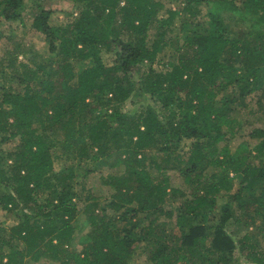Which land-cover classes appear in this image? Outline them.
Listing matches in <instances>:
<instances>
[{"label":"trees","instance_id":"1","mask_svg":"<svg viewBox=\"0 0 264 264\" xmlns=\"http://www.w3.org/2000/svg\"><path fill=\"white\" fill-rule=\"evenodd\" d=\"M30 2L26 11V0H0V42L31 17L50 56L20 69L25 38L0 45V207L17 217L0 221V264H131L141 243L151 264H238L237 251L264 264V125L249 132L255 142L227 143L248 96L264 95V0H74L59 26L44 0ZM174 26L175 51L158 70ZM105 45L110 63L98 53ZM141 92L150 101L125 110ZM156 143L160 157L148 151ZM103 167L117 169L102 177L112 188L104 199L86 180ZM176 169L187 187L172 184ZM232 173L239 186L223 197ZM174 212L178 230L168 231L159 216ZM82 215L92 230L76 243ZM232 219L255 232L236 238Z\"/></svg>","mask_w":264,"mask_h":264},{"label":"rangeland","instance_id":"2","mask_svg":"<svg viewBox=\"0 0 264 264\" xmlns=\"http://www.w3.org/2000/svg\"><path fill=\"white\" fill-rule=\"evenodd\" d=\"M167 6H173L176 8H181L185 0H164ZM26 3L28 4L27 10L30 8V0H26ZM44 3L49 7L53 9V12L51 14V22H53L56 25H65L66 22H68L73 16L68 14V12H71L75 7H73L74 0H44ZM203 12L206 10L207 6L205 3L202 4ZM76 11V10H75ZM27 15H30V13H27ZM31 17H27V24L25 27L18 29L17 34L13 37V39L10 41V43H7L4 40H1L0 45L6 46L10 44H15V42L20 41L25 38V43L28 44L26 47H29L26 49L24 53H20L17 57V64L19 65V68L21 69L23 67H36L39 62H46L50 58L49 56V50L48 45L46 42H44L43 39H41L40 35L31 27ZM176 24H179V20L176 19ZM245 26V25H244ZM0 28H4V24L0 21ZM179 28L174 26L173 29L168 30L166 34L167 38V44L165 46L164 51L160 52L157 56L156 61L154 62V67L158 70L164 69L166 67V63L171 58V55L175 51V45L173 42L176 41V36L178 37ZM156 36V28L151 27L148 33V42L152 43ZM28 43H27V42ZM172 42V43H171ZM31 49V50H30ZM3 49L0 47V54L2 53ZM37 51V52H36ZM99 55L101 56L102 60L106 63H110L113 58L114 54L113 52L108 49V47L102 46L99 50ZM149 68V62H145L141 64V68L139 70L132 71L134 77L138 80L142 77V75L148 70ZM8 72L12 71V69L6 68ZM7 85L13 84V87H19V84L16 81L11 82V79H7L6 81ZM149 97L147 95L137 94L134 97H130L124 102L123 108L127 111H134L138 107H140L141 104H146L149 102ZM249 106H247L245 109H242L238 112V121H236V130L235 134L229 138L227 143L233 148L237 143H239L242 140L251 138L249 137V132L251 129L255 126H262L264 125V95L261 93V91L252 92L248 96ZM252 142H255V139H251ZM18 143V139L14 140L12 143L7 144L4 143L2 146L5 148L3 149V153H7L12 148L16 147V144ZM224 142H221L223 144ZM158 143H156L154 146L149 147L148 151L150 153L156 154L160 157V152L158 150ZM190 145V139H184L181 149H188ZM54 154H55V164L57 167H60L63 163V159L61 157V147L60 145L53 147ZM11 162V160H8ZM120 169V168H118ZM117 171L116 168H108L103 167L100 170H97L95 172H92L87 180V186L90 188V190L93 192L94 195L104 199L107 197L112 188H110L108 185H106L103 182V175H106L110 172ZM153 173H156V171L153 170ZM168 175L170 176L171 182L173 185L180 186L182 188L187 187L186 183L184 182L183 175L179 172V170H170L168 172ZM231 179L233 182V185L230 189H223L221 195L223 194L225 197L229 192L235 191L239 186V178L231 174ZM181 195H179L178 199H181ZM222 197V198H223ZM166 207H169L166 203ZM241 209L236 208V213L238 215H241ZM85 215H82L78 219V227L76 230V243H79V241L92 230V226L90 223L85 222ZM161 220L167 221V230L168 231H176L178 230L177 224H176V212L173 213L172 216H167L166 214H161L160 216ZM0 221H4L6 225H10L12 223H15L17 221V217L14 213H7V211L3 210L0 207ZM260 221V218H258V223ZM256 223L251 221H243L242 223H237L233 219L230 221V229L233 232L234 236L236 238H239L240 235L250 230L252 232H255L256 230ZM257 239L260 241V247L264 249V240L262 239L261 235H257ZM146 251L144 250V243H141L139 247L135 250L133 257L131 259V264H151L149 260L147 259ZM239 263L238 264H260L255 261H252L248 258H246L243 254H241L240 251H237ZM30 264H58L57 261H53L50 259H41L39 261L33 262L31 261Z\"/></svg>","mask_w":264,"mask_h":264}]
</instances>
